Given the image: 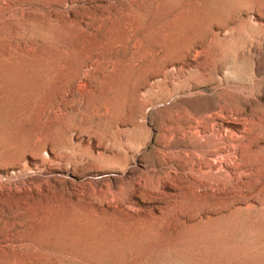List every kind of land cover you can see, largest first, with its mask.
<instances>
[{
	"label": "rangeland",
	"instance_id": "obj_1",
	"mask_svg": "<svg viewBox=\"0 0 264 264\" xmlns=\"http://www.w3.org/2000/svg\"><path fill=\"white\" fill-rule=\"evenodd\" d=\"M263 38L264 0H0V264H264ZM198 44L225 86L152 98L144 83ZM213 97L243 111L232 142L174 148L168 106Z\"/></svg>",
	"mask_w": 264,
	"mask_h": 264
},
{
	"label": "bare ground",
	"instance_id": "obj_2",
	"mask_svg": "<svg viewBox=\"0 0 264 264\" xmlns=\"http://www.w3.org/2000/svg\"><path fill=\"white\" fill-rule=\"evenodd\" d=\"M221 34L220 33H214L213 34V40L214 41H218V39L220 38ZM262 41L264 42V38L262 39ZM256 46V45H255ZM198 47V48H197ZM253 47V45H252ZM252 47L249 49V54H251L252 52ZM261 49V47H260ZM206 50L202 45L195 46L193 49L189 50L188 53L181 58L178 59H174L171 62H169L167 65H162L163 69L159 70L158 72V77H161L162 79L154 84H146L144 83V87L146 88L147 92L149 95H151L152 98L159 100L158 98H165L169 95V97H173L174 95L176 96H180L182 95L185 91L188 92H194L196 91L195 95L199 94V88L203 85V83L211 80L212 82L215 81L217 82V85L215 86V88H218L219 86L224 87L226 81H227V77L226 75H223L222 77H219L217 75V73L219 72V69L223 68V64L221 61H216V64H214L212 72H210L209 74L204 75L202 72V67L198 62V59L200 58L201 55H203L204 53H206ZM257 48H255V53ZM258 51V50H257ZM244 52V51H243ZM215 54V52H213ZM247 55V54H246ZM253 55V53L251 54ZM254 55H253V59H251L250 63H251V72L254 75L256 72H259L260 70V65L257 59H254ZM229 60V59H228ZM236 62V61H235ZM195 64V65H194ZM230 64V63H229ZM249 65V63H248ZM185 66L188 67L190 70H192L195 74H200L203 79L204 77H209L208 79H204L202 81L199 82H195L193 83V81L191 80V77L194 75L191 72H187V74H185L184 70H185ZM226 66V65H224ZM234 66V65H233ZM192 67V69H191ZM230 67V66H229ZM228 67V68H229ZM262 68V67H261ZM205 69V68H204ZM201 71V73H200ZM250 72V74H251ZM264 71H262L263 73ZM157 74V73H156ZM199 75V76H200ZM259 75V73H258ZM198 76V77H199ZM218 76V77H217ZM184 78L185 79V83L183 85H178L177 84V80L179 81L180 78ZM182 78V79H183ZM250 78V77H249ZM194 80V79H193ZM184 81V80H183ZM211 82V83H212ZM181 83V82H180ZM213 85V84H212ZM224 85V86H223ZM214 86V85H213ZM227 86V85H226ZM157 88V89H155ZM255 92V91H254ZM203 93V92H202ZM237 93V92H235ZM250 94V93H249ZM203 95V94H202ZM237 95H239L237 93ZM251 95V94H250ZM253 96V95H252ZM242 97V96H241ZM229 98V97H228ZM227 98L223 99V98H217V97H213V102L210 108L207 109H201L199 111H196L195 113H193L192 115L190 114H186L184 113L181 109L182 107V103L181 106L178 108L177 103L173 106H168L169 108H173L175 109L172 113V117H175V119L177 120L175 122V124H173L172 126H167L166 128L163 127L164 129H169V131L172 132V134L175 136V143H174V148H179V149H183L185 152V149L187 148L189 154L191 157L194 158V155L197 156V154L201 155V156H208L211 155L210 153L216 149L220 150V152H222L221 150H225V144L228 145V143L230 144L232 142V140H230L229 137H231L232 139V132L234 131V127H236V125H238V122H236L234 119H230L229 117L233 114L236 115H241L242 114V110L240 109H233L231 108V106H228V104H226L227 101H225ZM256 96H253L252 99H248L242 102L245 105V108H249V109H255L258 107H256L255 104V108H253V101H255ZM184 100V99H183ZM229 102V100H228ZM179 104V103H178ZM236 106V105H235ZM182 107V108H181ZM187 107V106H186ZM242 107V106H241ZM188 108V107H187ZM236 108V107H235ZM243 108V107H242ZM186 109V108H184ZM189 109V108H188ZM171 110V109H168ZM250 111V110H249ZM248 114V113H247ZM253 115V114H252ZM248 116V115H247ZM251 116V115H250ZM207 117H211L212 119L207 120ZM239 117V116H238ZM241 117V116H240ZM239 117V118H240ZM141 118H143L144 120L147 119V117L143 114L141 116ZM235 118V117H233ZM237 118V117H236ZM254 118V117H253ZM174 119V120H175ZM202 119V120H201ZM238 120V118H237ZM167 121V120H166ZM172 121V120H171ZM247 121V120H246ZM173 123V122H172ZM168 125V124H167ZM254 127V126H253ZM245 129V128H244ZM250 129V128H249ZM252 130V129H251ZM168 131V130H166ZM168 131V132H169ZM246 131V130H244ZM243 131V132H244ZM249 131V130H248ZM247 131V132H248ZM254 134V133H252ZM257 134V133H256ZM168 135V134H167ZM231 135V136H230ZM235 135V134H234ZM249 135V134H248ZM251 135V134H250ZM262 135V134H261ZM264 135V134H263ZM237 136V135H236ZM254 136V135H253ZM257 136V135H256ZM173 137V136H172ZM171 137V139H172ZM198 139H197V138ZM262 137V136H261ZM195 139H197L195 141ZM234 139V138H233ZM239 139V138H238ZM256 139V138H255ZM170 140V138H169ZM254 140V139H253ZM256 140H259L258 138ZM174 141V140H173ZM183 142H188L187 145L185 146L183 144ZM259 142V141H258ZM233 144V143H232ZM171 146V145H170ZM236 146V145H234ZM228 147V146H227ZM59 148V147H58ZM169 148V147H168ZM216 148V149H215ZM237 148V147H236ZM171 149V148H170ZM227 149V148H226ZM235 149V148H234ZM233 149V150H234ZM54 150V149H53ZM57 150V149H55ZM59 150V149H58ZM125 150V149H124ZM174 150V149H173ZM182 150V151H183ZM232 150V149H231ZM177 151V150H176ZM181 151V152H182ZM237 151V150H236ZM127 151L125 150L124 153ZM218 152V151H217ZM40 153V152H39ZM54 153V151H53ZM129 153V152H128ZM174 153V152H173ZM187 153V155H188ZM228 153V152H227ZM177 154V153H176ZM180 154V153H179ZM216 154V153H214ZM221 154V153H220ZM37 155L39 157H41V161L38 162L36 164V167L39 168L41 166H44V164L49 163V166H54L57 165V163L61 162V158L57 157V155L55 154V156H53L52 159L48 160L45 159L41 154ZM129 155V154H128ZM181 155V154H180ZM199 155V156H200ZM219 155V154H218ZM225 155V154H223ZM235 155V154H234ZM36 156V155H35ZM189 156V155H188ZM195 156V157H196ZM198 156V158H199ZM220 156V155H219ZM217 156V158L219 157ZM227 156V155H226ZM225 156V157H226ZM37 157V158H39ZM186 157V156H185ZM190 157V158H191ZM214 157V155L212 156ZM216 157V156H215ZM224 157V156H222ZM228 157V156H227ZM134 158V157H133ZM192 158V159H193ZM220 158V157H219ZM182 159V157H181ZM197 159V158H196ZM222 159V158H220ZM227 159V158H226ZM202 160V159H201ZM225 161V159H223ZM203 162L207 161L205 159L202 160ZM226 162V161H225ZM197 163V162H196ZM209 163V162H208ZM211 163V162H210ZM209 163V167L211 169V165ZM215 163V162H214ZM79 163L78 162H69L65 168L68 172H70V168H77V165ZM185 164V163H184ZM183 164V165H184ZM192 164V163H191ZM199 164V163H198ZM201 164V163H200ZM205 164V163H204ZM48 165V164H47ZM189 165V164H187ZM207 165V163H206ZM46 166V165H45ZM121 166V165H120ZM194 166V165H193ZM184 167V166H183ZM187 167V166H186ZM196 167V166H194ZM207 167V166H206ZM121 168V167H120ZM191 169V168H190ZM200 169V168H199ZM18 170L20 171L21 176L27 175L29 172H31L32 168H28L27 165L23 166V167H18ZM60 170V169H59ZM197 169H194V171H196ZM227 170V169H226ZM229 170V169H228ZM66 171V172H67ZM210 171V170H208ZM224 171V170H221ZM189 172V170L187 171ZM200 172V171H199ZM211 172V171H210ZM225 172V171H224ZM230 172V171H229ZM32 173V172H31ZM213 173V171H212ZM211 173V174H212ZM215 173V172H214ZM227 173V172H226ZM195 174V173H194ZM198 174V173H197ZM218 174V173H217ZM222 174L224 175L225 173L222 172ZM229 174V173H228ZM233 174V173H232ZM191 175V174H190ZM196 175V174H195ZM203 175V174H202ZM213 175V174H212ZM211 175V176H212ZM215 175V174H214ZM226 175V174H225ZM224 175V176H225ZM32 176V175H31ZM235 176V175H234ZM193 177V176H192ZM207 177V176H206ZM213 177V176H212ZM237 177V176H236ZM194 178V177H193ZM204 178V177H202ZM196 179V178H195ZM29 182L33 181L36 182L37 179L36 177H30L27 179ZM199 180V179H198ZM237 180V179H236ZM45 181V180H44ZM11 182V180H10ZM12 182H14V185L16 187H21L23 184H25L26 182H20L19 180L13 179ZM203 182V181H200ZM28 183V182H27ZM26 183V184H27Z\"/></svg>",
	"mask_w": 264,
	"mask_h": 264
}]
</instances>
